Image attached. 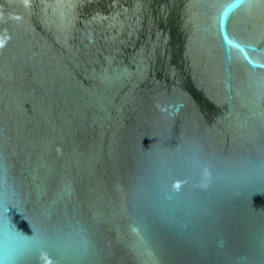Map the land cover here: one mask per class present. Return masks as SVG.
Returning <instances> with one entry per match:
<instances>
[{
	"label": "water",
	"instance_id": "1",
	"mask_svg": "<svg viewBox=\"0 0 264 264\" xmlns=\"http://www.w3.org/2000/svg\"><path fill=\"white\" fill-rule=\"evenodd\" d=\"M0 264H264V0H0Z\"/></svg>",
	"mask_w": 264,
	"mask_h": 264
}]
</instances>
